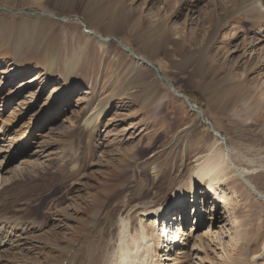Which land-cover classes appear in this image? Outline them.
Returning <instances> with one entry per match:
<instances>
[{
    "label": "rangeland",
    "instance_id": "rangeland-1",
    "mask_svg": "<svg viewBox=\"0 0 264 264\" xmlns=\"http://www.w3.org/2000/svg\"><path fill=\"white\" fill-rule=\"evenodd\" d=\"M87 4L107 5L104 12L106 18L118 19L121 15H132L134 26L126 33L114 36L106 52L95 40L85 46L79 72L71 81V90L67 99H64L66 101L54 108L62 101L54 99L58 101L52 107L60 115L54 120L46 119L33 125L32 146L29 150L24 149L15 154L9 161L7 172L0 177V181H7L13 171L23 169L26 176L19 179L17 184L24 187L45 184V188L34 193L37 195L28 193L27 200L21 201L12 213H8L11 215L9 217L34 219L30 226L42 227L40 231L25 235L26 241L42 244L35 251L31 250L30 255L35 252L36 258L30 256L34 263H41L48 255L44 253L50 248L53 251L49 254L61 259L74 245V241L68 242L65 238L72 234L78 237L82 230L92 231L89 238L96 241L97 245L85 242L82 249L85 261L81 264L96 262L98 245L103 243L101 233L109 227L118 230L119 212L126 209L128 200L129 207L138 202L157 208L168 206L178 189L190 185L194 172L214 148H224L238 169L252 171L246 179L264 196V19L255 26L248 23L244 11L246 0H182L179 5L174 0L168 5L166 0H84L80 7L72 11L64 10L54 0H0V16L8 17L13 22H53L60 43L57 66L63 69L78 49L77 44H67L65 47L68 38L73 34L79 35L84 26L90 28L84 14ZM203 10L210 18L202 20L200 15ZM166 15L167 19L164 20ZM54 16L61 20L57 23ZM157 17L160 22L151 27L149 23L155 22ZM77 19H81L85 25ZM73 25L81 27V30L70 28ZM4 38L0 33V51ZM149 40L169 43L165 49L148 57L141 53L140 47ZM253 45L257 48H251ZM185 48L192 52L189 58L180 53ZM130 52L142 57L143 64L137 67L135 64L138 61ZM8 53L0 55V126L14 111H21L27 106L32 96L37 95L39 101L30 106L34 107V112L29 110L27 115L21 116L19 125L11 132V136L20 138L36 119V114L61 90L63 71H56L47 82L44 68L49 60L36 62L33 59L37 58V54L28 47H21L16 55ZM17 57L20 58L18 61ZM147 61L154 68L142 79L143 75L141 77L140 74L146 68ZM135 66L138 69L132 72ZM44 80L46 84L43 85ZM177 93L185 95L203 116L192 110ZM107 104L103 126L92 140L94 156L84 158L90 166L85 175L90 178L83 177L75 183L74 190L70 189L68 182L63 184V180L59 179L56 166L66 150L81 143L79 135L84 131L82 121L93 108ZM208 122L213 125V129ZM119 149L134 150L132 155L126 156L125 161L132 164L127 171L124 166L115 164H110L113 170L108 169L111 158L119 161ZM153 159L155 162L152 165H144ZM155 169L161 173L158 178H154ZM124 171L129 174L128 186L118 197L106 196L107 201L110 199V213L105 224L99 228L101 233L91 229L90 222L80 224L81 230L77 232L64 230L67 222L71 227L78 224L76 218L74 221L66 218V221L60 214L62 208L65 209L69 204V199L85 196L87 205L95 204L100 198L93 195L104 194V177ZM55 176L58 179L51 181ZM15 185L5 187L7 192L4 193L12 189L9 193L14 194L12 198L9 197L10 200L23 196L24 188L17 190ZM223 188L231 193L234 190L237 195L234 205H230L234 208H230L234 211V224L228 216L227 207L221 204L218 214L222 215L221 223L208 220L200 228L196 227L198 247L195 249L198 251L193 250L192 244L188 249L190 256L184 264H264V256L258 262L253 260L264 246V201L238 176L231 177ZM115 189L117 185L108 191L113 192ZM201 189H198V193ZM209 201H214L212 195ZM228 201L231 203L230 198ZM82 206L86 207L85 204ZM94 211L91 204L85 210L80 209L74 217L89 219ZM166 213V217L171 214L169 211ZM189 213L192 219L188 228L195 225L191 208ZM57 218L63 220L60 225L62 229H56L57 233L60 231L58 246L48 243L47 238L41 240V236L55 225ZM228 229H235L237 237L230 234ZM221 232H225L224 237Z\"/></svg>",
    "mask_w": 264,
    "mask_h": 264
},
{
    "label": "bare ground",
    "instance_id": "bare-ground-1",
    "mask_svg": "<svg viewBox=\"0 0 264 264\" xmlns=\"http://www.w3.org/2000/svg\"><path fill=\"white\" fill-rule=\"evenodd\" d=\"M83 1L54 0V2L60 3V6L64 10L66 9L68 11L74 10L75 7H80ZM172 1L173 0H166L167 5L171 4ZM181 1L182 0H174L176 5H179ZM246 2L247 4L244 7V11L246 13L247 21L248 23H250V25L255 26L258 22L264 19V0H246ZM99 6L102 9H99ZM103 6H105V8ZM90 7L92 9H90ZM223 7L225 6L223 5ZM191 8L193 9V5H191ZM85 9L86 10L84 14L88 18L90 28H85L84 26L82 28L83 30H81V27L79 28V26L73 25L70 27L79 28L81 31L79 30V35H71V37L68 38L66 42L65 47L67 46V44H77L78 49H76L72 57L67 61L65 68L63 69H59L57 66L60 60V53L58 52L60 43L58 40V34H55L58 33L55 32L58 30L57 28H53V22L46 20H41V22L27 20L13 22L12 20H10V18L8 19V17L3 18L2 15L0 16V33L5 36V38L1 40V56L8 55V52H12L16 55L21 47H28L29 49L34 50L37 54V58L33 59L36 62L43 61L44 63L45 60H49V63L44 68L47 75L45 77L47 82L52 76L54 77L56 71L58 73L59 71H63L61 72V90L57 92L56 95L52 99H50V101L47 102L46 106L41 109L39 114H36V119L31 122L28 129L25 130L20 138L11 136V132L14 131L13 129L17 125H19L18 122L21 116L27 115L29 110L34 112V107L30 106H34L35 102H39L37 95L32 96L29 104L25 106L21 111H14V113L11 114L10 118L4 121L2 126H0V145L3 144L2 148L0 149V177L3 173L7 172L6 170L8 168L9 161L15 156V154L21 152L24 149L29 150V148L32 146L34 140V136H32V132L34 129L33 125L40 121L42 123L46 119L54 120L60 115L59 113H57L58 111L54 112V108L59 107L66 101L64 99H67V96L69 95L68 92L71 90V81H74L76 77L75 74L79 72V62L82 61V52L85 50V46H88V44L95 40L96 44L99 45V47L104 52H106L111 44L112 39L114 40V36L126 33V31L131 30V28H133L134 26V16L132 15H130L131 17L129 15H121L118 17V19L106 18L104 12L105 9H107V5L105 4H99L98 6L87 4ZM168 15L165 16L164 20L167 19ZM204 15L206 16L204 17ZM200 17L202 18V20H204L210 18V15L206 13V11L204 13L203 10ZM55 19L57 20V23L61 20V18L58 17H55ZM160 19L162 18L160 17ZM77 20L79 21V23L84 24L81 19ZM159 22V18L157 17L155 22H150L149 24L152 27ZM141 25L142 24H140V26ZM136 38H138V36ZM168 43L169 42L167 41H159L156 43L152 40H149L146 43L142 44V46L140 47V51L141 53L146 54L148 57H152L156 55L161 49H165ZM175 43L179 44L178 42ZM188 44L190 45L191 42ZM191 47L189 46V48ZM178 48H180V46H178ZM251 48L256 49L257 47L253 45ZM185 49H183L180 53H183L185 57L189 58L188 55H191L192 52H189V50ZM130 54L134 56L133 53L130 52ZM134 58L138 61V63L135 64L137 67H139V64H143L142 61H144V59L142 57L135 55ZM19 59L20 58L17 57L16 61H18ZM146 64V68H144V71L140 74L141 77L143 75L142 79H145L147 77V74H149L150 71L152 72L151 68H154L151 62L147 61ZM136 66L133 68L132 72L138 69ZM6 77H8V74H6ZM42 84H46V81L44 80ZM54 99H61L62 101L57 105H54V103L56 104V102L58 101L57 100L55 102ZM3 103H5V99H3ZM8 103L9 102L7 101V104ZM52 105H54V108L52 107ZM107 109L108 104L104 105L101 108H93L90 115H88V117H86L81 123V127L84 130L83 133L79 135V141L81 143H78L79 145L77 144V146H72L68 150H66L65 155H63L60 162L56 166L57 173L60 175L57 176H59V179L63 180V184L65 182H68V187L70 189L74 190V188H76L75 183H77L83 177L90 178L89 175H85V173L88 171V168L90 167L87 165L85 159L86 156L92 157L93 155V151L91 149L92 140L96 132H98L101 126H103V119ZM87 112L89 111L87 110ZM24 127L25 126H23V128ZM218 135L219 134H216V136ZM84 137L86 139H84ZM222 150H216V148H214L210 155H207L205 157V160L200 163L197 170L194 172L193 180L191 181L190 185L186 188L182 187L178 189L173 196L172 203H170L168 206L157 208L155 206H152V204H142L138 202L136 205L129 207L130 200H128L126 209L119 212L120 221L118 230L109 227L103 233H101L99 228L105 224L110 213V211H108L110 199L108 198L109 200L107 201V199H105L106 196H110L112 198L113 196L118 197L120 192H123L128 186L127 182L129 179V174L125 171L114 176L107 174L106 177H104V182L102 183L104 194L97 193L93 195V197L96 196L100 198V200H97L95 204L91 203L95 208L94 213L92 212L93 216H91L89 219L83 217H74L75 215L79 214L78 211L80 209L85 210L91 205L86 204L85 196H75L69 199V204L67 205V207L65 209L62 208V212L59 211L60 214L63 215V219L65 217V220L66 218L68 219V221H74V218L78 220L77 226L74 227H71L69 222L66 223L64 221L66 223V228L64 230L68 232L76 230L77 232L81 230V226H79L80 224L90 222L91 229H97L102 234L103 243L102 245H98L97 250L98 260L96 262L92 261L90 264H184L190 256L188 249L192 244L194 245L193 250L198 251L197 248L195 249V247H198V245L196 244L197 238H195L196 227L200 228L201 226L206 224L208 220H213L212 223H214V221L215 223H221L222 215H218L221 204H225V206L227 207V213H229L228 216L231 217V221L234 224V216L232 215L234 213L232 209L234 208L232 206L230 207V205H234L237 195L234 190H232L231 193L228 189H224L223 187L225 183L230 181L231 177L238 176L242 181L244 179L248 184L249 181H247L246 176L252 174V171L250 170L238 169L235 163H233V161L231 160L230 154L226 153L225 149L223 151ZM133 151L132 149H119V151H117L120 152L119 161L117 159L111 158V162L110 160L108 162V169L111 168L113 170V168L110 167V164H115L124 166V170L127 171L132 164L128 163L129 161H125L126 156L132 155ZM154 162L155 159L148 160L144 165L150 166ZM12 173L13 175H11L9 179H6L7 181H4V179L2 178V181H0V256L2 255V258L0 257V264H81L82 262H84L85 258L83 257L82 249L85 246V242L89 241V243H92L94 246L97 245L96 241H93V239L90 240L89 238L92 232L90 230H82V232H80V236L78 237H75L72 234L71 237L67 238L68 236L67 234H65L67 236L65 240L68 242L74 241V245H72L71 248L69 247V252H66L62 257L59 255L61 259H57L58 256L51 255L53 249L50 248L46 253H44L48 255L46 256V258L41 260V263L33 262L34 260L30 256H34L35 252L33 253V255H30L31 250L38 249V247L42 244H33L30 241H26L27 237H25V235L33 231H40L42 230V227L40 225L30 226V224L34 223V219L27 218L26 220H24L15 216L9 217L11 215H9L8 213H12L13 208L16 205H19L21 201L28 198V193L34 194L36 193V191H40L41 189L45 188V184H35L24 187L22 186V184H17V182H19V179H22L26 176V174L24 175L25 171L23 169H16ZM160 175V171L158 169H155L154 178H158L160 177ZM56 179H58V177L55 176L50 180L53 181ZM204 182L206 183L205 186ZM12 184H16L14 187L17 190L24 188L23 196H21V198L10 200L9 197L12 198L13 193L10 194L9 192L12 189H10V191L8 190V193H4L7 192L5 190V187ZM116 185L117 189H115L113 192L108 191ZM251 186L254 188L253 184H251ZM200 187H202V189L198 193V189ZM100 195L102 196V199ZM211 195L214 200L212 203L209 201ZM188 197L191 198V200ZM229 198L231 199V203H229L228 201ZM82 204H85L86 207L84 208ZM211 207H213V209H211ZM190 208L193 210V219H195V225L188 228L190 219H192L189 213ZM168 211L172 215L170 214L169 217H166V212ZM204 215H207V217L210 216L213 219H208ZM19 220H23V222L18 223ZM62 222L63 220L57 218L55 225L52 226L50 231L45 232L43 236H41V240L47 238L48 243L57 244L59 241L58 233H60V231L58 230L59 232L57 233L56 229H62L60 226L62 225ZM37 223L40 222L38 221ZM232 227H234V225ZM228 230L230 234H235L234 236L237 237L235 229V231L233 229V231L231 229ZM227 232L228 231H226V234ZM224 233L225 232H221L222 237H224ZM93 234L94 233H92V235ZM23 237L25 238L22 239ZM177 240H179V244L176 243ZM3 254H5V256ZM263 256L264 246L262 248V252L255 255L253 257V260L255 262H258L263 258Z\"/></svg>",
    "mask_w": 264,
    "mask_h": 264
},
{
    "label": "water",
    "instance_id": "water-1",
    "mask_svg": "<svg viewBox=\"0 0 264 264\" xmlns=\"http://www.w3.org/2000/svg\"><path fill=\"white\" fill-rule=\"evenodd\" d=\"M157 73H158V75H159V72H157ZM159 76H160V75H159ZM177 94H178V96L184 98V101H186V102L189 104V106H190V108H191L192 110L196 111V113H198L200 116H202L201 111L196 110L195 108H193L192 103L190 102V100H189L185 95H183V94H179V93H177ZM207 124L210 126L211 129H213L212 125H211L209 122H208ZM218 136H219V135H218ZM219 137H220V136H219ZM224 142H225V139H224ZM248 185L253 189L254 192H256V194L258 195V197H259L260 199L264 200V196H263L262 194H260L256 189H254V188L250 185V183H248Z\"/></svg>",
    "mask_w": 264,
    "mask_h": 264
}]
</instances>
